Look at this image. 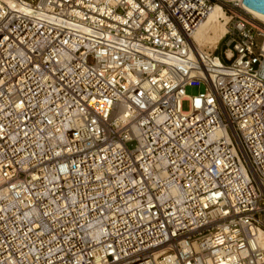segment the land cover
Instances as JSON below:
<instances>
[{"label":"built area","instance_id":"obj_1","mask_svg":"<svg viewBox=\"0 0 264 264\" xmlns=\"http://www.w3.org/2000/svg\"><path fill=\"white\" fill-rule=\"evenodd\" d=\"M214 3L0 0V264H264V24L201 53Z\"/></svg>","mask_w":264,"mask_h":264},{"label":"bare ground","instance_id":"obj_2","mask_svg":"<svg viewBox=\"0 0 264 264\" xmlns=\"http://www.w3.org/2000/svg\"><path fill=\"white\" fill-rule=\"evenodd\" d=\"M226 1L236 3L242 10H244L247 14L250 15L251 19L258 21L262 25L264 24V12L261 13L255 9L246 6L243 3V0H226ZM241 18L243 20L244 19L247 20L246 18L243 17ZM229 20H230V16L227 15L225 9L221 7L220 4L214 3L213 5H211L205 17L197 23L195 29L190 33L191 46L195 47L199 52L202 53V51L196 47L197 45L200 46L205 44V42H209V41H213L214 44L218 43L223 38V36L225 35L228 29L227 23L229 22ZM250 23L254 26H257V24L253 22ZM259 240H260V245L264 249V232L262 231H259Z\"/></svg>","mask_w":264,"mask_h":264},{"label":"rangeland","instance_id":"obj_3","mask_svg":"<svg viewBox=\"0 0 264 264\" xmlns=\"http://www.w3.org/2000/svg\"><path fill=\"white\" fill-rule=\"evenodd\" d=\"M216 3H218L219 4V2L221 1L222 2V4L224 5V6H226V7H228V10H227V15L228 16H233L232 17V19H230V21L227 23V27H229L230 26V24L235 20V19H238L239 17H243V18H246L247 20H249L250 22H253V23H256V24H260V25H262L261 23H259L258 21H256V20H254V19H251L250 18V15L249 14H247L244 10H242L241 8H239V7H235V6H233V3L234 2H230V1H222V0H218V1H216V0H214ZM248 26H251V25H249V24H247ZM251 27H253V26H251ZM223 41L224 40H221L220 42H218V43H216V44H214L213 43V41H209V42H205V44H203V45H197L196 47L198 48V49H200L201 51H202V53H206V52H209V51H212L214 48H215V46L217 45V47H218V50H216L215 51V54L216 55H218V56H220V54H221V51H222V48H223ZM213 44V45H212ZM204 90V87L202 86H200V87H198V86H188L187 87V89H186V93H188V94H197V93H199V92H202ZM181 106H182V108H183V110H188V103L187 102H183L182 104H181Z\"/></svg>","mask_w":264,"mask_h":264},{"label":"water","instance_id":"obj_4","mask_svg":"<svg viewBox=\"0 0 264 264\" xmlns=\"http://www.w3.org/2000/svg\"><path fill=\"white\" fill-rule=\"evenodd\" d=\"M243 3L261 13L264 12V0H243Z\"/></svg>","mask_w":264,"mask_h":264}]
</instances>
